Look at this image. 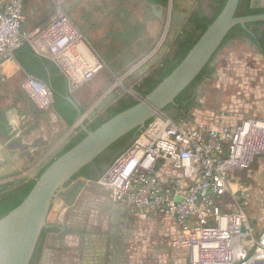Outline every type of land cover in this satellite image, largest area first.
<instances>
[{
  "label": "rangeland",
  "instance_id": "obj_1",
  "mask_svg": "<svg viewBox=\"0 0 264 264\" xmlns=\"http://www.w3.org/2000/svg\"><path fill=\"white\" fill-rule=\"evenodd\" d=\"M5 1L0 0V5ZM23 1L25 8L36 2ZM38 1L53 3L51 0ZM56 2L55 6L60 5L82 36L86 49L85 54L71 51L59 65L54 62L64 76L67 74L65 67L74 65L77 68L74 70V79L79 82L76 87L71 84L68 94L81 106L79 122L85 126L90 123L88 116L91 111L110 93L119 98L129 97L134 102L139 101L143 97L137 90L141 81L153 75L161 60L171 52L176 38L184 30L192 28L189 20L191 13L200 7L205 8L204 12L208 16L212 14L202 0H171L163 9L150 7L142 0ZM260 28L264 29V25ZM214 59L216 65L213 76L194 88V93L197 91L196 105L179 118L172 117L173 111H163L147 126L155 119H168L175 123L185 121L187 126L190 121L216 125L218 122H232L246 117L264 119V59L253 44L246 39H230L221 46ZM87 61L99 62L103 70L91 80L82 81L79 75ZM17 78L20 83L17 93L24 95L22 83L26 76L22 73L21 80L20 75ZM3 85L4 82L0 80L2 107L10 104V96L6 97L9 92L4 90ZM45 118H48L47 115L42 116L43 120ZM57 121L59 131L56 134H60L57 140L53 130L44 129L45 136L49 137L50 148L62 142L70 133L79 134L76 124L66 129L59 119ZM8 143L6 140V143L0 144V160L3 162L0 161V164L9 166H0V176H13L16 173L22 178L35 168L32 165L34 161L43 158L42 153L39 155L36 149L31 150L27 146L8 149ZM49 152L51 149L46 150L45 154ZM235 174L242 186L250 191L245 210L257 233L264 227V155L259 156L248 171ZM67 188L59 190L52 201V213H59L60 207L61 218L54 219L51 213L47 225L70 232L46 235L47 243L55 246H47L45 264H63L65 261L76 264L78 251L85 244L84 239H88L92 233H109L111 218L116 223L119 218L112 212L119 208L112 203L108 193L96 182L87 181L75 203L78 208L82 204L84 210L80 216L72 218L73 209L65 208L61 199ZM119 219L125 222L127 228L124 255L128 264H188L187 253L173 245L179 233L171 221L156 217L132 219L125 213ZM84 235L86 237L83 239ZM96 245L101 246L100 243Z\"/></svg>",
  "mask_w": 264,
  "mask_h": 264
},
{
  "label": "built area",
  "instance_id": "obj_2",
  "mask_svg": "<svg viewBox=\"0 0 264 264\" xmlns=\"http://www.w3.org/2000/svg\"><path fill=\"white\" fill-rule=\"evenodd\" d=\"M24 22L22 0H8L0 9V65L24 45L58 65L85 48L60 5L34 31L24 30ZM65 69L70 89L76 87L74 69ZM102 70L93 62L80 80ZM22 87L37 109L52 105L51 90L36 78L27 75ZM262 155L264 119L188 126L155 119L95 182L129 218L171 221L179 233L173 245L187 253L188 264H264V227L254 231L245 210L250 191L235 178Z\"/></svg>",
  "mask_w": 264,
  "mask_h": 264
},
{
  "label": "water",
  "instance_id": "obj_3",
  "mask_svg": "<svg viewBox=\"0 0 264 264\" xmlns=\"http://www.w3.org/2000/svg\"><path fill=\"white\" fill-rule=\"evenodd\" d=\"M238 3L239 0H226L219 15L169 75L136 104L105 120L96 129L89 130L79 122L82 116L80 107L70 96L66 97V101L77 112L75 124L85 137L55 158L42 172L41 170L33 172L25 179L15 182L17 184L28 179L34 180L33 187L23 201L0 218V264H29L41 233L47 227L52 201L59 190L65 188V185L85 166L91 164L121 138L133 131L140 134L150 121L174 104L206 65L214 67L216 64L214 57L234 27L264 21V14L237 16ZM254 5L258 6V3ZM108 98L109 96L99 102L88 118L105 107ZM71 183L63 197L67 207L74 204L86 185L84 180Z\"/></svg>",
  "mask_w": 264,
  "mask_h": 264
},
{
  "label": "trees",
  "instance_id": "obj_4",
  "mask_svg": "<svg viewBox=\"0 0 264 264\" xmlns=\"http://www.w3.org/2000/svg\"><path fill=\"white\" fill-rule=\"evenodd\" d=\"M213 1L217 3L218 5L217 8H213L212 6H209L210 8H212V10L216 12L213 18L209 19V17L205 14L203 9L200 7L191 13L189 20H190V23L194 26V28L189 31L188 29L184 30L183 33L180 34L176 38L175 42L173 43V47H172V49L174 47L176 48L172 59L169 57L171 54H167L161 60V62L159 63V67L157 68L158 70L154 71V75L158 76L159 78L158 80H152V78L145 79L146 82L150 83V87L147 89L146 92H141L142 96H145L146 94H148L161 80H163L167 75H169L174 70V68L186 56L188 51L193 47V45L196 43L197 39L201 36V34L213 22V20L219 15L226 0H213ZM144 2L148 4L164 6V3L160 2L159 0H144ZM251 12L254 13L256 11H251ZM199 30H200V34L197 36L196 32ZM131 31L133 30L131 29ZM16 53H17V60L20 63V65L24 68L26 73L29 76H32L36 78L37 80H39L40 82L44 83L51 90L52 97H53V104H52L53 108L65 120V122L68 125H72L76 112L74 111L73 107L64 99V97H66L68 93L65 87L66 78L60 73L56 65H54V63L50 62L47 59L36 57L33 51L27 45L20 47L16 51ZM176 60L177 62H175ZM46 70H48L50 73L51 81H48L47 79ZM213 73H214V69L210 68L209 64L206 65L204 69L201 71V73L198 75V77L191 83V85L188 86L181 93L180 96L186 93L189 90V88L193 86L192 92L188 94V96L186 97L187 104L184 107H182L181 114H179V116H177L176 118H179L182 115H185L192 107L196 105L195 104L196 93H194V88L196 87L198 83L202 82L204 79L206 80L210 79ZM140 89L141 88L138 87L137 90L139 91ZM134 104H136V102H131L128 106L122 109L113 110L111 117L133 106ZM62 108L67 109L70 115H66ZM167 108L164 111H166ZM102 123H103L102 121H98L97 124L91 130L96 129ZM138 135H139V132L133 131L129 133L128 135L124 136L123 138H121L114 145H112L110 148L105 150L101 155H99L91 164L85 166L77 175L73 177L71 182H73L74 180L78 178H83L85 180L92 181V182L98 181L108 171V169L111 167L114 161L130 148V146L132 145V143L134 142V140L136 139ZM84 137H85V134L81 132L80 137L78 136L76 138H73L57 154L55 158H58L59 156L67 152L69 149L74 147ZM52 161H50L41 170V172ZM71 182L67 183L65 187L69 186ZM33 184H34V180L0 194V218H2L7 213H9L11 210L16 208L23 201V199L27 196V194L33 187ZM64 232L66 233L70 231L65 229ZM49 233H59V227L47 225V227L43 229L39 242H38L39 248H38V255L36 258L37 262L39 260L41 248L44 244V239L46 235Z\"/></svg>",
  "mask_w": 264,
  "mask_h": 264
},
{
  "label": "flooded vegetation",
  "instance_id": "obj_5",
  "mask_svg": "<svg viewBox=\"0 0 264 264\" xmlns=\"http://www.w3.org/2000/svg\"><path fill=\"white\" fill-rule=\"evenodd\" d=\"M142 1L144 2V0H142ZM159 1L163 2L164 6L148 4L146 2H144V3H146L150 7L156 6V7L163 9L167 5H169L171 2V0H159ZM202 1L207 6H212L213 8L218 7L217 3H215L213 0H202ZM254 1L255 0H239L236 15L241 16V17H246V16H252V15L264 14V0H256V3H257V1H259L258 6L254 5V4H256ZM202 9H203V11L205 10V8H202ZM208 10L212 14H211V16H208L207 14L206 15L209 17V19H211V18H213V16L215 15L216 12L214 10H212V8H210V7H208ZM251 11H256V12L252 13ZM157 16L159 17V13H157ZM263 25H264V21L248 23V24H245L244 27L238 25V26L234 27L233 28L234 30H232L229 33V35L226 37L223 44H225V42H227L228 40L234 39V38L235 39H237V38L246 39V40L250 41L251 44H253V46L255 47V50H257L259 52L260 57L264 59V29L260 28V26H263ZM190 27H192V28L188 29V31L194 28L193 25H191ZM199 34H200V30L196 32L197 36ZM175 49L176 48L174 47L171 50V52L169 53V54H171L169 56L171 59L175 53ZM177 60L175 62H177ZM209 67L214 69L215 66L212 67L209 65ZM156 70H158V69H156ZM153 75H154V72H153ZM153 75H151L150 77H146L141 81V84L139 86L141 89L139 90V93L146 92L147 89L150 87V83L146 82L145 79H148V78H152V80H158L159 79L158 76H156V75L153 76ZM204 80H206V79H204ZM192 87H190L189 90L186 93H184L182 96L178 97L176 99V101L174 102V104L168 106L166 111H173V114H172L173 118H176L177 116H179V114H181L182 107H184L187 104L186 97L188 96V94H190L192 92V89H193ZM196 94H197V91H196ZM67 95H68V93H67ZM108 96H109L108 102L106 103L105 107H103L101 110L97 111L93 117L88 118V120H90V123H88V125H86L87 129L91 130L97 124L98 121L104 122L105 120L110 118L113 110L122 109V108L128 106L131 102H134L129 97L119 98L116 95H112V94L111 95L109 94ZM73 109L76 112L74 107H73ZM63 111L66 115H70V113L68 112L67 109L64 108ZM76 117H77V112H76V115L73 119V123H75ZM81 132L82 131H80L79 134H77V133L75 135L73 134L70 138H68L67 142H65V144L60 148L59 152L73 138H76L78 136L80 137ZM110 153H112V152H110ZM48 162L49 161L42 163L39 166L35 167L31 171H29V173L27 175H24V177H22V178L25 179L26 177L30 176L33 172H39L48 164ZM13 174H14L13 176L12 175L11 176H0V194L32 181V179H28V180H24L21 183L16 184L15 182L22 179V178H19L20 176H17L16 173H13ZM77 180H84L87 182H92V181L85 180L83 178H78V179L74 180L72 183H74ZM67 187L69 188V186H67ZM68 188H67V190H68ZM66 192L64 193V195L66 194ZM78 197H77V199H78ZM76 200L71 207H67L65 205L66 208L73 209V211L71 212V217L72 218L74 217V219L76 217L80 216L82 209L84 210V207H82L83 206L82 204L80 205L79 208L77 207V205L75 204ZM117 219L118 220L116 223L114 218L113 217L111 218V222L109 224V226L111 227V231H109V233H107V234L103 233L104 235H102V233L101 234L92 233V235H89L88 239H84L86 236H88V234H85L86 236L84 235L83 239H84L85 244L78 251L79 255H78L77 259H75L76 264H128V260L126 259L127 257L124 255L125 245H126V236H127V232L125 233V231H127V228H126V224L124 221H120L119 218H117ZM64 230H65L64 228L59 227V233H61V234L68 233V232L65 233ZM66 230H68V229H66ZM46 238H47V236L44 239V244L41 248V252L39 255L38 262L36 261V258L38 255V248H39V246L37 244V246L34 250V253L30 259L29 264H45V259L47 256V252H46L47 246H49V247L55 246L51 243L48 244L46 241ZM96 243H100L101 246L100 247H99V245L97 246ZM63 264H69V263H67L65 261V262H63ZM70 264H72V263H70Z\"/></svg>",
  "mask_w": 264,
  "mask_h": 264
},
{
  "label": "crops",
  "instance_id": "obj_6",
  "mask_svg": "<svg viewBox=\"0 0 264 264\" xmlns=\"http://www.w3.org/2000/svg\"><path fill=\"white\" fill-rule=\"evenodd\" d=\"M7 1L8 0H6L4 3L0 5V9L3 8V6L5 5ZM51 1L53 2L52 3L53 5L51 3L44 4V2L42 3L36 0L35 3H33L32 5L28 4L27 7L25 8L24 1L22 0L23 10L25 14V22L23 24L24 30L31 32L39 27L44 26L48 22L53 12L55 11V7H56L55 0H51ZM62 2L63 0H57L56 3L62 4ZM27 46L30 47V49L33 51L36 57L47 59L50 62L54 63L49 56L39 55L32 49L31 46L29 45ZM83 49L86 50L85 48ZM16 51H14L13 54L8 59L2 61V64L0 65V80L4 82V85H3V87H5L4 90L6 92H9L7 93L6 97L10 96V101H9L10 104L8 106H3V107L0 106V144L6 143V140H8L9 141L8 143L9 145H7L8 149H14V148L21 149V147H25V146H27L31 150L36 149L39 155L41 153H42L41 155H43V158L37 159L36 161H34V163H32L33 167L34 166L37 167L42 163H45L47 161L49 162L52 161L57 156L60 148L65 144V142H67V139L73 135L72 133H70V135L66 139H64L62 142H59V143L57 142L50 148V146L48 145L49 137L45 136L44 134L45 127H47V129L51 131L53 130L54 132L53 135H54L59 131L58 130L59 125L57 121L58 119L63 123V127H65L66 129L68 127H72L73 125H75V123H72V125H68L65 122V120L55 111L52 105L45 110L37 109L35 105L33 104V102L31 101V99L29 98V96L27 95V93L25 92V90L23 89V87L22 89L24 91V95L17 93V91H19L18 86L20 85V83L18 82L19 79L17 78V75H20V80H21L22 73L25 76H27L28 74L18 62ZM92 63L93 62L87 61L85 63L86 65L84 64L83 65L84 67L82 66V69H86ZM158 67H159V64L157 68ZM71 68H73L74 70H77L76 66L74 65H72ZM46 75H47L48 81H51L50 73L48 70H46ZM65 87L68 92L70 90V85H69L67 78H66ZM67 96H70V95L68 94ZM66 97H64L65 100H66ZM77 105L81 109V106L78 103ZM43 115H47L49 119L45 118V120H43L42 119ZM75 126H77V124ZM77 130L81 131L79 127H77ZM15 134L17 135L16 138H15ZM56 136L57 138L55 140L58 139V136H60V134H56ZM48 149H51V152L45 154L46 150ZM0 161L2 162V160ZM1 165L3 164H0V166ZM2 167H9V166L4 164ZM1 171L2 170L0 167V173ZM83 196L81 197L83 198ZM61 197L63 201L64 193H63V196ZM85 198L89 199L88 197H85ZM114 205L117 208H119V210L117 209L116 211H112L114 215L119 216V218H121V215L123 213L128 215L126 212L120 209V207H118L116 204ZM51 208H52V205H51ZM52 212H53L52 209H50V212L47 217V223H48L49 217L51 216ZM52 216L54 219L55 218L59 219V217L61 218L62 210L60 209V207H59V213L58 211H56L52 213Z\"/></svg>",
  "mask_w": 264,
  "mask_h": 264
},
{
  "label": "bare ground",
  "instance_id": "obj_7",
  "mask_svg": "<svg viewBox=\"0 0 264 264\" xmlns=\"http://www.w3.org/2000/svg\"><path fill=\"white\" fill-rule=\"evenodd\" d=\"M78 49H79L81 52H83V54H85V51H86V50H84L82 47L79 46Z\"/></svg>",
  "mask_w": 264,
  "mask_h": 264
}]
</instances>
